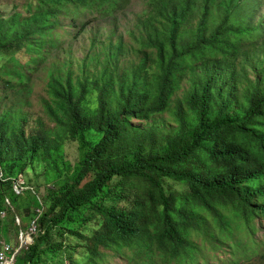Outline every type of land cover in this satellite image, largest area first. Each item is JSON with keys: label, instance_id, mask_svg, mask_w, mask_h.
Instances as JSON below:
<instances>
[{"label": "trees", "instance_id": "16d2710c", "mask_svg": "<svg viewBox=\"0 0 264 264\" xmlns=\"http://www.w3.org/2000/svg\"><path fill=\"white\" fill-rule=\"evenodd\" d=\"M33 1L29 17L0 20V55L22 49L36 55L27 67L12 59L15 67L3 68L7 86L16 81L25 88L29 77L22 71L36 66L44 45L51 44L45 38L82 11L116 20L125 13L127 22L133 15L127 51L142 57L119 91L109 62L92 83L72 71H50L44 109L53 131L27 136L19 127L8 133L9 124L24 118H2V180L21 176L32 191L15 197L11 183L0 181V212L5 200L18 214L24 205L27 212L31 208L24 229L41 212L33 243L16 264H54L63 249L57 239L84 240L81 230L95 220L90 214L99 218V229L78 246L85 259L70 257L68 264H101L102 251L120 258L130 253L134 264H195L192 236L209 216L225 220L234 233L249 236L257 217L264 229V0H143V9L132 14H126L132 0ZM116 48L109 59L126 51L123 43ZM246 66L255 69L252 82ZM187 75L191 88L174 102ZM166 114L178 124L167 133L130 124ZM69 142L78 154L70 173L64 160ZM35 169L45 185H53L44 188L42 205L24 179ZM164 180L183 183L188 191L168 194ZM11 209L0 218L7 242ZM248 240L243 255L252 248L257 254L262 245ZM222 264H264V252L256 262L248 257Z\"/></svg>", "mask_w": 264, "mask_h": 264}, {"label": "rangeland", "instance_id": "374dc122", "mask_svg": "<svg viewBox=\"0 0 264 264\" xmlns=\"http://www.w3.org/2000/svg\"><path fill=\"white\" fill-rule=\"evenodd\" d=\"M34 8L33 0H0V20L7 21L18 14V20L21 21L29 17L33 13ZM142 9L143 0H132L128 5L126 14L139 13ZM124 14L118 15L117 17L119 18L116 20L114 17H92L89 12L82 11L76 18L67 17L63 19L55 27V30L45 38L51 44L46 43L44 45L36 66H29L26 70L23 69L24 75L29 77V83L25 88L17 86L16 81L12 83L11 87L7 86L6 81L10 79L3 77V68L6 67L7 70H12L15 67L12 59L16 60L19 65L27 67L31 57H36V55L29 56L25 49H22L20 52H14L12 55H0V123L2 118L8 113L11 115L10 119L13 118L14 114H18V116L24 118V120L9 124L7 126L8 133L12 131L17 132V128L19 127L24 130L27 136L54 130V124L49 121L44 109V101L48 98L46 85L50 71L56 72L61 69L62 74H64V71H72L78 78H88L92 83L99 78V75H101L107 66V62H109L115 90H120L123 76L125 73H133L135 65L142 57L141 54L127 51L128 46L130 44L133 45L132 24H130L133 20V15H130V22H127L126 20H122L121 16ZM119 43H123L126 51L117 58L109 59V55L116 51ZM94 56L99 57L96 59ZM30 70H33V72L29 73ZM245 70L248 74V80L252 82L255 77V69L246 66ZM191 85V76L187 75L183 78L182 86L176 92L173 101L178 102V100L184 98ZM130 124L142 128L153 126L162 133H167L178 126L173 118L167 114L157 116L147 123L131 119ZM64 160L70 165L68 171L70 173L78 160L75 143L69 142L65 145ZM30 171L27 179L26 177L24 179L26 182L27 180L31 182L29 185L36 193V196H33L31 193L30 195L35 199L37 197L38 200H36L42 205L41 199L45 195L44 188H51L53 185H45L39 169ZM35 178H37L36 186L32 184ZM163 185L168 194L174 192L183 194L188 191L187 185L171 180H164ZM133 200V198H130L129 202H133ZM130 207L131 205L129 204L119 205V208L123 209ZM25 208L26 205L23 206L21 214L12 209L11 213H8L7 225L8 237L10 239L15 240L17 232L27 226L23 219L30 212H33V210L29 208L27 212ZM90 216L94 217L95 220L81 230L84 240L70 238L64 241L57 239V243H63V249L60 256L54 260V264H68L70 257L80 261L85 259L87 256L86 250L79 249L78 246L85 245V239L90 238L99 229L97 222L99 218L95 217L94 214H90ZM15 217L20 220L19 228L13 224ZM224 221L216 223L209 216L206 218L201 232L197 233L194 231L196 235L192 236V241L196 246L195 264H222L227 263L232 258L243 260L248 257L252 262H256L258 255L264 252L263 220L259 217L253 220L254 232L249 230V236L246 235L244 230L234 233L230 225H223ZM248 239L262 245L258 248L257 254H253L252 248L250 252L243 255V246L250 243ZM102 255L101 264H134L133 262L130 263V253H127L125 258H120L111 251H102ZM45 264H50L49 260Z\"/></svg>", "mask_w": 264, "mask_h": 264}, {"label": "built area", "instance_id": "2783aa9c", "mask_svg": "<svg viewBox=\"0 0 264 264\" xmlns=\"http://www.w3.org/2000/svg\"><path fill=\"white\" fill-rule=\"evenodd\" d=\"M28 190L32 191L24 185L21 179L15 180L12 183V192L17 197L23 195V193ZM1 217H3V214L1 215ZM35 232L36 230L34 221L31 223L26 233H20L18 237V246L16 249H12L4 242H0V264H15V258L21 250L26 249L31 244V238L33 235H35Z\"/></svg>", "mask_w": 264, "mask_h": 264}, {"label": "clouds", "instance_id": "9594fccd", "mask_svg": "<svg viewBox=\"0 0 264 264\" xmlns=\"http://www.w3.org/2000/svg\"><path fill=\"white\" fill-rule=\"evenodd\" d=\"M2 179H3V174H2L1 169H0V181L3 182V183H4V182H7V181L10 182V183H11V189H12V183H13L15 180L21 179V181H22V177H21V176H18L16 179H11V180H2ZM22 182H23V181H22ZM12 193H13V192H12ZM23 194H24V193H23ZM13 195H14V193H13ZM14 196H15V195H14ZM21 196H22V195H21ZM21 196H18V197H21ZM35 196H36V195H35ZM15 197H17V196H15ZM36 199L38 200L37 197H36ZM4 204H5V209H6V210H7V209H11L8 200H5ZM6 210L0 212V218H1V221H4V220H5V214L7 213ZM37 212H38L39 214H38ZM36 213H37V216L35 217V219H34L33 221L30 222L29 226H28L26 229H24V230H19V231L17 232V237L15 238V240L12 239L11 241H8V242L5 241L4 238H3V236H2V232L0 231V242H4L5 244L9 245L12 249H16L17 246H18V237H19L20 233H23V234L26 233V232L28 231V229H29L31 223L34 222V221H35V230L37 229V227H36V222H37L38 217L40 216L41 212L38 210V211H36ZM2 214H3V217H1ZM16 220H17L18 222H17ZM14 225H15V227H18V228L20 227V220H19V218L15 217ZM35 235H36V232H35ZM35 235L32 236V238H31V244H30L28 247H30V246L32 245V243H33V238L35 237ZM28 247H27V248H28ZM27 248L21 250V251L19 252V254L17 255L16 258H18V257H19L24 251H26ZM16 258H15V264H16Z\"/></svg>", "mask_w": 264, "mask_h": 264}]
</instances>
